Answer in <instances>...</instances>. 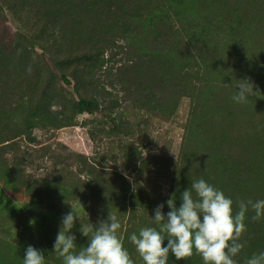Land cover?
<instances>
[{
  "label": "rangeland",
  "instance_id": "obj_1",
  "mask_svg": "<svg viewBox=\"0 0 264 264\" xmlns=\"http://www.w3.org/2000/svg\"><path fill=\"white\" fill-rule=\"evenodd\" d=\"M184 47L209 59L203 84L178 75ZM263 55L264 0H0V254L22 264L31 244L62 264L53 244L72 205L78 246L112 212L143 264L128 236L191 181L234 206L264 199ZM228 57L260 78L242 103L217 75ZM246 223L238 264L264 250V220Z\"/></svg>",
  "mask_w": 264,
  "mask_h": 264
},
{
  "label": "clouds",
  "instance_id": "obj_2",
  "mask_svg": "<svg viewBox=\"0 0 264 264\" xmlns=\"http://www.w3.org/2000/svg\"><path fill=\"white\" fill-rule=\"evenodd\" d=\"M251 90V83L239 81L232 99L242 103L252 95ZM173 197L167 201L170 210L166 214L164 204L154 209L151 217L155 226L142 227L128 236L143 264H170V257L186 262L194 254L203 264H238L236 257L246 244V219L264 220V199L239 200L234 206L231 197L203 177L191 181L180 194L179 207ZM250 211L253 214L249 217ZM77 220L80 217L71 205L61 218L53 244L62 264H135L118 235L121 223L116 215L110 212L106 221L91 230V236L81 224L87 246H78L72 234ZM47 260L44 251L31 244L24 249L22 264H47ZM244 264H264V250L246 257Z\"/></svg>",
  "mask_w": 264,
  "mask_h": 264
},
{
  "label": "trees",
  "instance_id": "obj_3",
  "mask_svg": "<svg viewBox=\"0 0 264 264\" xmlns=\"http://www.w3.org/2000/svg\"><path fill=\"white\" fill-rule=\"evenodd\" d=\"M260 22L263 23V20ZM179 50L180 51L182 50V53H183L182 55L185 57L184 59H181L180 61L176 63L180 70V73H178V75L180 74L182 81H184L185 75H187L188 77H190L191 75L192 78H194L198 82L201 81L203 84L205 82L204 79L209 77V75L212 74L211 70H213L209 59L205 58L206 54L199 48L196 50H192V49H188L187 47H184ZM257 57L259 58V60H263V58H261L260 56L257 55ZM228 59L229 61H226V60L221 61L218 64L219 72L217 75L222 84L229 85V86L231 85L237 86L239 84V81H247L251 83L253 87L259 86L258 84H260L259 83L260 78H257L256 76H254L253 78V74L246 73L244 67L243 68L241 67L243 66L241 62H238L230 57H228ZM188 70H193L194 73L193 74L181 73V72H186ZM248 76L252 77L253 79L251 80L248 79L247 78ZM61 80L66 85L71 84L69 78L65 74L62 75ZM179 85L177 86L179 87ZM182 88H185V87H182ZM195 88H196L195 86H192L191 90ZM261 100H263L264 102V97ZM100 106H101L100 102L96 99H92V100L80 99V101L78 102L79 111L82 113H92L94 111L99 110ZM3 255L0 254V264H10V262L13 263L14 257L12 255H8V254L4 256Z\"/></svg>",
  "mask_w": 264,
  "mask_h": 264
}]
</instances>
